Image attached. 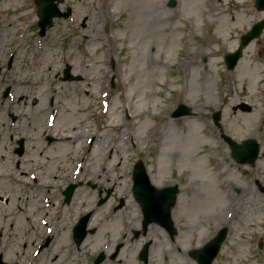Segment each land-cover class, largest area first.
I'll use <instances>...</instances> for the list:
<instances>
[{
    "label": "rangeland",
    "instance_id": "1",
    "mask_svg": "<svg viewBox=\"0 0 264 264\" xmlns=\"http://www.w3.org/2000/svg\"><path fill=\"white\" fill-rule=\"evenodd\" d=\"M169 1L82 0L76 10H87V3L93 7L90 26L99 27V14L112 15L106 20L114 34L106 33L111 43L107 47L90 44L83 35L92 32L90 26L82 29L77 21L72 27L71 19L60 20L41 47L38 41V56L33 60L27 53L31 36L38 38L33 25L20 46L17 38L35 22V4L32 0H0V93L3 95L8 86L12 88L9 97L0 99V154L4 153L5 159L10 155L17 158L10 149L9 134L19 129L28 134L40 123L37 109L43 108L45 118L56 107L57 103L49 106V98L55 94L60 105L66 107L67 116L78 113L71 110L69 114V104L88 108L81 113L83 122L77 131H70L73 123L64 130L72 136L80 132L77 142L90 146L84 151L87 163L72 179H93L98 188L105 182L115 187L109 201L98 205V193L85 183L79 186L67 204L71 209H66L62 225L69 229L56 234L51 248L50 244L36 253L37 247H32L21 263L93 264L102 250L110 254L121 239L125 240L119 238V232L127 225L124 230L130 240L129 248L114 260L108 256L102 264H126L132 254L135 261V253L150 238L154 240L155 254L149 264H197L189 251L201 247L206 242L202 240L208 236L207 241L210 240L222 227L228 228V236L213 264H264V192L257 189L255 181L260 178L264 183V29L244 48L233 69L227 68L224 58L238 47L242 34L264 18V9L258 10L255 0H176L173 7ZM74 16L76 20L80 18L77 12ZM66 26L71 32L67 49L63 46ZM74 37L78 38L76 43L72 41ZM99 39L105 40L100 36ZM82 43L89 47L83 48ZM12 54L13 66L9 68ZM110 56L115 58V67L111 66ZM68 62L74 73L83 74V80H62ZM88 79L93 81L89 86L94 87V95L83 94ZM103 79L108 83L114 80V86L109 83V95L102 109L99 90L104 87ZM56 88L58 91L54 92ZM69 89L71 102L63 97ZM180 102L192 107L191 115L172 117ZM244 103L246 109L242 107ZM94 105L100 115L96 123L89 117ZM217 110L222 111L225 133L239 142L251 137L261 142V154L254 165L235 162L230 145L212 118ZM11 111L17 114L14 122ZM34 134L37 140L39 131ZM64 153H57L61 162H55L43 145L29 142L21 159L34 160L35 156L36 167L31 172L35 178L31 174L20 177L24 180L17 191L19 202L27 201L26 191L44 194L46 182L53 185V190H49L54 193L48 200L40 199V213L54 210L47 205L51 206L56 194L62 198L61 190L67 175H71L61 169L69 167ZM139 159L145 161L157 186L180 183L174 208L179 229L176 245L164 229L155 233L149 229L146 236L143 233L136 238L135 244L131 242L135 238L132 232L140 229L142 222L141 207L131 190L132 170ZM199 163L211 172H204ZM59 170L62 174L56 176ZM122 200L123 206L116 208ZM89 211H93L91 226L100 229L89 234L78 248L72 236L74 222ZM114 230L117 232L112 235ZM22 250L18 245L17 257L9 258L18 261Z\"/></svg>",
    "mask_w": 264,
    "mask_h": 264
},
{
    "label": "water",
    "instance_id": "2",
    "mask_svg": "<svg viewBox=\"0 0 264 264\" xmlns=\"http://www.w3.org/2000/svg\"><path fill=\"white\" fill-rule=\"evenodd\" d=\"M176 3V0H171L169 4L175 5ZM42 6L43 7L40 10L41 15L43 17L41 25L44 27L47 23L50 22V17L53 16V13L50 10L48 3L44 4L42 2ZM258 6L264 7V0H258ZM263 26L264 21L256 24L254 28L249 32V34L244 37L242 46L244 44H247L255 36L259 35ZM242 46L236 52L227 54L226 59L229 67H234L238 59L241 57ZM189 111L190 108L188 106L181 104L173 115L178 116L181 114L189 113ZM217 118H219V115H217ZM245 146H247L248 149V153L245 154V156L248 158L242 157V160H254L259 152L258 144L255 141L250 140L245 144ZM239 153L244 154L245 151H240ZM134 176V190L137 195V199L143 203L144 210L146 215L148 216V219H159L161 220L162 224L168 226L169 228H172L173 222L171 221V214L169 208L176 201L177 192L179 191L178 186L176 185L174 187L165 188L161 190L153 186L151 184L143 161L138 162L135 166ZM89 215L90 214L83 217V219L81 220V222H79L78 226L75 229V237L79 243L83 241L86 235V226L89 219ZM225 237L226 230L224 229L204 249L193 252V254L198 257L200 264L212 263ZM103 257L104 256L101 255L96 260L95 264H98L103 259Z\"/></svg>",
    "mask_w": 264,
    "mask_h": 264
},
{
    "label": "flooded vegetation",
    "instance_id": "3",
    "mask_svg": "<svg viewBox=\"0 0 264 264\" xmlns=\"http://www.w3.org/2000/svg\"><path fill=\"white\" fill-rule=\"evenodd\" d=\"M49 142H51L52 141V148L54 149V150H56V148H57V146H58V143H57V140H54L53 138H51V139H47ZM109 189V187H106V186H103V187H101V189H100V191H99V194H98V199L100 198V193L102 192V194H104V192H107V190ZM121 207V206H120ZM117 208H119L118 206H117ZM10 231H7L6 232V236L5 237H15V236H17L18 235V229H17V227L16 228H11V229H9ZM147 232H148V230H146V231H144L143 233L144 234H147ZM4 245H5V243H4ZM100 254V253H99ZM98 254V255H99ZM98 255L95 257V259L98 257ZM94 259V260H95ZM105 261V259L102 261V262H104Z\"/></svg>",
    "mask_w": 264,
    "mask_h": 264
},
{
    "label": "bare ground",
    "instance_id": "4",
    "mask_svg": "<svg viewBox=\"0 0 264 264\" xmlns=\"http://www.w3.org/2000/svg\"><path fill=\"white\" fill-rule=\"evenodd\" d=\"M225 20H223V22H224ZM259 70V69H258ZM253 73H254V75H256V73H255V71L253 70ZM191 138V137H190ZM190 138H188V139H186L185 141L188 143V141H190ZM202 161H203V159H202ZM201 161V162H202ZM198 166L199 167H201L203 170H204V172H208V174L211 172V171H209V170H206V165L205 164H202V163H199L198 164ZM204 167V168H203ZM215 177V180L217 181V178H216V176H214ZM215 192V191H214ZM214 192H212V193H214ZM50 195V190H48V189H44V196H45V198H47L48 196ZM212 196V195H211ZM214 197V195L212 196V198ZM216 198H219V195H217L216 196ZM17 208V207H16ZM69 209H71V208H69ZM0 216L2 217V219H5V223H4V227H6V221H7V215L5 214V213H3L2 212V209H0ZM19 223H26V220L24 221H22V220H20V222ZM244 229L246 230L247 229V225H244ZM8 231H10V230H8ZM202 241H204V240H202Z\"/></svg>",
    "mask_w": 264,
    "mask_h": 264
}]
</instances>
